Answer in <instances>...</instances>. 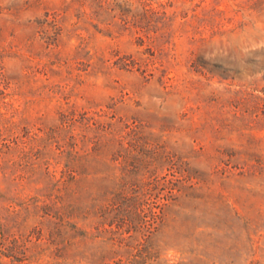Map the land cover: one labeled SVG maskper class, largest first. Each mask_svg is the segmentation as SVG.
I'll return each mask as SVG.
<instances>
[{
	"label": "rangeland",
	"instance_id": "obj_1",
	"mask_svg": "<svg viewBox=\"0 0 264 264\" xmlns=\"http://www.w3.org/2000/svg\"><path fill=\"white\" fill-rule=\"evenodd\" d=\"M0 264H264V0H0Z\"/></svg>",
	"mask_w": 264,
	"mask_h": 264
},
{
	"label": "trees",
	"instance_id": "obj_2",
	"mask_svg": "<svg viewBox=\"0 0 264 264\" xmlns=\"http://www.w3.org/2000/svg\"><path fill=\"white\" fill-rule=\"evenodd\" d=\"M115 199H118V202L121 201V206H129V202L130 200L127 199V197L125 196V193L123 191H120L116 194V198ZM116 202V203H118Z\"/></svg>",
	"mask_w": 264,
	"mask_h": 264
}]
</instances>
